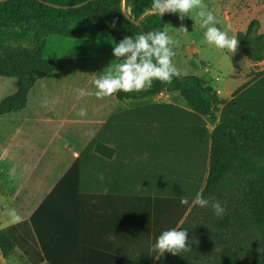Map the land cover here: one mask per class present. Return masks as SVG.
I'll use <instances>...</instances> for the list:
<instances>
[{"label": "trees", "instance_id": "obj_1", "mask_svg": "<svg viewBox=\"0 0 264 264\" xmlns=\"http://www.w3.org/2000/svg\"><path fill=\"white\" fill-rule=\"evenodd\" d=\"M87 1L0 0V77L17 79L15 93L0 101V115L24 109L35 84L55 71V61L44 56L49 36L92 39L109 33L119 43L125 36L164 30L172 14H145L134 25L124 12L136 21L152 0H124V11L121 0ZM259 27L258 21H252L246 33L236 36L253 63L264 62V34ZM161 93L176 94L183 102H151ZM115 96L137 104L108 119L48 196H80L99 174L114 184L136 182V189L143 188L139 194L146 196H187L192 203L200 193L218 200L226 213L217 216L211 207L194 204L178 228H187L190 251L162 252L157 264H264V70L251 73L231 99L221 98L196 75L174 77L171 83L154 80L150 89L120 91ZM113 154L115 158L108 161ZM122 162L127 163L120 168ZM37 213L30 223L47 264H69L61 262L68 253L57 255L56 261L46 250ZM13 229L0 230V253L5 259L16 246ZM121 261L109 251L92 248L70 264Z\"/></svg>", "mask_w": 264, "mask_h": 264}, {"label": "crops", "instance_id": "obj_2", "mask_svg": "<svg viewBox=\"0 0 264 264\" xmlns=\"http://www.w3.org/2000/svg\"><path fill=\"white\" fill-rule=\"evenodd\" d=\"M96 56L108 57L103 52ZM55 65V71L31 89L25 108L13 112L19 114L12 117L11 127L0 130L6 140L0 148V181L12 211L22 217L21 222L3 230L14 227L17 234L27 239L20 255V261L25 264H47L30 223L36 212L44 246L56 261L57 255L68 253L70 256L64 258L65 261L59 260L73 263L79 253L94 248L115 254L122 259L121 264L131 259L157 264L162 252L156 251L153 244L161 234L158 231L161 204L169 202L172 205L173 200L180 199L141 195L143 188L136 189V182L133 186L123 180L114 184L113 179L103 174L90 180L88 192L80 196L63 193L48 196L108 119L137 104L120 101L115 94L95 101L84 100L76 89L86 91L92 84L69 83L66 78L69 70L55 81L59 75V67ZM89 77L91 80L97 78L95 74ZM0 78L10 80L13 77ZM14 84L13 94L17 89V83ZM162 95L164 93L155 96L151 102L165 103L158 100ZM81 109L86 111L85 116L78 115ZM108 147L113 148L112 145ZM105 152L107 156L111 154L108 149ZM120 154L127 156V152L120 151ZM126 163L122 162L120 168ZM108 169L106 165V172ZM133 189L136 192L129 194ZM193 205L192 202L181 214L176 229ZM170 217L169 229H172V208ZM28 233H32L34 239H28ZM18 247L16 245L13 252L20 249Z\"/></svg>", "mask_w": 264, "mask_h": 264}, {"label": "rangeland", "instance_id": "obj_3", "mask_svg": "<svg viewBox=\"0 0 264 264\" xmlns=\"http://www.w3.org/2000/svg\"><path fill=\"white\" fill-rule=\"evenodd\" d=\"M203 2L207 6V10L214 14L217 21L215 26L227 31L229 36L246 33L252 21H258L260 25L258 32L264 34V0H203ZM127 11L130 12V8ZM190 15L194 16L195 13ZM181 26L186 27L188 32L177 31ZM165 28L180 41V47L174 49L177 54L173 58V62L182 70V75H196L204 78L221 98L231 99L233 92L249 81L251 73L264 70V62L253 63L248 61L239 46L236 52L232 53L227 49L221 50L215 45L208 44L204 37L206 29L201 28L199 23L195 24V21L189 18L188 15L181 20L179 13L171 14V19L165 24L164 30ZM115 43L118 42L109 33H104L92 39H69L51 35L47 39L44 56L53 59L59 67V75L55 78V81L61 78L60 75L67 73L69 70L70 74L67 73L66 75L69 83L82 86L92 84L86 92L95 93L97 91L94 84L95 80H91L89 74H95L98 78L104 74L109 65L115 66L117 63L113 55ZM102 52L107 53V59L96 56V54ZM13 82L17 83L15 78L10 80L0 78V101L13 94V86L15 85ZM83 98L89 101L97 100L94 94L91 96L84 95ZM158 100L177 104L183 102L178 95L167 93L160 96ZM17 114L19 113L0 115V130L10 128L13 121L12 117ZM208 128L209 130L212 129L210 125ZM2 136L3 134L0 135V148L6 141ZM9 179L10 177H7V180ZM170 205L169 202L161 204V226L158 230L161 233L171 227V208L173 209V226H176L181 214L185 212V209L191 203L189 201L188 205H183L180 200H173V204ZM11 212L13 211L0 181V230L15 223ZM15 231L13 229L10 232L12 239L16 245H19L18 248L20 249H16L8 259H3L0 253V264H25L20 261V255H22L21 249H24V245L28 242L24 236H20ZM160 235L155 238L153 247ZM26 237L30 240L34 239L32 233H28Z\"/></svg>", "mask_w": 264, "mask_h": 264}, {"label": "clouds", "instance_id": "obj_4", "mask_svg": "<svg viewBox=\"0 0 264 264\" xmlns=\"http://www.w3.org/2000/svg\"><path fill=\"white\" fill-rule=\"evenodd\" d=\"M179 13V18L183 20L186 15L199 23L204 32L205 40L210 45H215L223 50L227 49L235 53L239 40L236 36H229L227 31L216 27L214 14L207 10L203 0H152L149 8L145 9V14ZM195 13V15H190ZM112 27H115L113 23ZM177 29V28H176ZM179 32L187 33L186 27L181 26ZM180 47V41L165 30L149 31L146 34L135 36H125L119 43L113 46V55L117 63L115 66L109 65L104 74L95 79L94 84L97 89L95 93L86 92L84 89H76L81 95H95L97 98L110 97L120 91L131 93L150 89L154 80L171 83L174 77H180L182 70L173 62L176 51ZM85 116L86 111L81 109L78 113ZM183 205H188L187 196L180 197ZM193 204L201 208L211 207L217 216H223L226 209L218 200L205 199L198 193ZM14 222H21L22 217L14 211L11 212ZM155 250L168 252L172 255H179L181 251H190L188 243V230L172 228L161 233L154 246Z\"/></svg>", "mask_w": 264, "mask_h": 264}, {"label": "water", "instance_id": "obj_5", "mask_svg": "<svg viewBox=\"0 0 264 264\" xmlns=\"http://www.w3.org/2000/svg\"><path fill=\"white\" fill-rule=\"evenodd\" d=\"M90 1H93V0H90ZM90 1H87V2H90ZM87 2L82 3V4L78 5V6H82V5L86 4ZM124 4H125L124 0H121V8H122L123 11H124ZM165 14H166V13H165ZM144 15H145V13H144L143 15H141L136 21H133V20L131 19V17H130L128 14H126V13L124 12V16H125L128 20H130L134 25H138V24L140 23V21H141V19H142V17H143Z\"/></svg>", "mask_w": 264, "mask_h": 264}]
</instances>
